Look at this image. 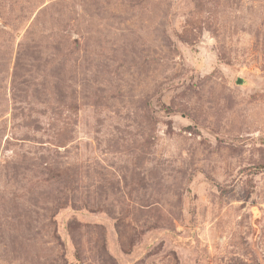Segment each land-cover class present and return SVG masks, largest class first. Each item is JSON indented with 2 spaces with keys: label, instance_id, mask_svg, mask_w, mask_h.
Listing matches in <instances>:
<instances>
[{
  "label": "rangeland",
  "instance_id": "374dc122",
  "mask_svg": "<svg viewBox=\"0 0 264 264\" xmlns=\"http://www.w3.org/2000/svg\"><path fill=\"white\" fill-rule=\"evenodd\" d=\"M0 264H264V0H0Z\"/></svg>",
  "mask_w": 264,
  "mask_h": 264
},
{
  "label": "water",
  "instance_id": "95a60500",
  "mask_svg": "<svg viewBox=\"0 0 264 264\" xmlns=\"http://www.w3.org/2000/svg\"><path fill=\"white\" fill-rule=\"evenodd\" d=\"M242 79L240 77L237 78L236 83L241 84Z\"/></svg>",
  "mask_w": 264,
  "mask_h": 264
}]
</instances>
